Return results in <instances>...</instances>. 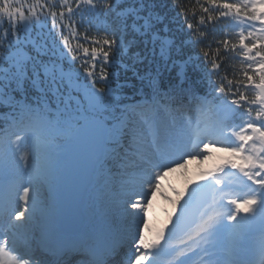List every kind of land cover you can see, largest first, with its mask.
I'll return each instance as SVG.
<instances>
[{"label":"rangeland","instance_id":"1","mask_svg":"<svg viewBox=\"0 0 264 264\" xmlns=\"http://www.w3.org/2000/svg\"><path fill=\"white\" fill-rule=\"evenodd\" d=\"M239 1L236 9L245 10L241 13L247 16L249 28L263 35L264 0ZM92 90L82 88L71 101L76 119L68 116L59 122L60 127L39 124L1 137L0 209H7L0 225L7 224V236L15 241L7 247L0 238V264H20V260L51 264L55 255H36V247L46 248V237L49 246L58 247L64 241L55 224L57 177L65 162L60 152L65 141L74 137L79 116L81 120L90 117L93 108L87 100ZM105 101L100 99L94 114L108 122L113 106L108 102L104 107ZM261 107L262 117L223 126L203 122L192 108L146 114L130 107L117 122L107 123L105 156L85 205L88 225L100 240L93 237L88 246L108 249L117 239L120 243L111 252L120 251L122 264H190L193 256L214 264L239 256L264 264V102ZM230 112L222 107L218 120L227 119ZM124 134L130 139L125 148ZM119 144L123 164L116 175L108 161ZM194 174L210 179L215 194L202 223L178 238L174 235L178 211L184 199H190L189 177ZM43 191L42 196L38 194ZM252 208L260 210L263 221L255 233L248 229L247 213ZM21 248L27 256L18 252Z\"/></svg>","mask_w":264,"mask_h":264},{"label":"trees","instance_id":"2","mask_svg":"<svg viewBox=\"0 0 264 264\" xmlns=\"http://www.w3.org/2000/svg\"><path fill=\"white\" fill-rule=\"evenodd\" d=\"M239 4L0 0V130L21 106L52 123L75 115L70 103L88 86L113 100L111 121L123 103L196 94L209 108L234 107V121L260 115L253 85L264 82V34L248 27Z\"/></svg>","mask_w":264,"mask_h":264},{"label":"water","instance_id":"3","mask_svg":"<svg viewBox=\"0 0 264 264\" xmlns=\"http://www.w3.org/2000/svg\"><path fill=\"white\" fill-rule=\"evenodd\" d=\"M255 87L264 98V86L260 84ZM89 103L92 106L98 104L97 90L90 96ZM106 133L104 121L92 116L78 126L74 140L66 142L67 149L62 155L68 160L60 172L57 188L59 210L57 224L60 232L77 234L87 220L83 206L97 165L103 157ZM213 189L214 186L206 185L197 190L194 200L182 209L178 235L195 225L198 215L211 200ZM250 216L254 224L251 230L255 231L260 224L258 211L252 210Z\"/></svg>","mask_w":264,"mask_h":264},{"label":"bare ground","instance_id":"4","mask_svg":"<svg viewBox=\"0 0 264 264\" xmlns=\"http://www.w3.org/2000/svg\"><path fill=\"white\" fill-rule=\"evenodd\" d=\"M144 137V136H143ZM134 153V152H133ZM135 154V153H134ZM135 156V155H134ZM138 156V155H137ZM138 162H134V163H131V164H135V166H137L138 164H137ZM131 166V165H130ZM129 166V167H130ZM139 169V168H138ZM201 177H203V175H199V174H194V176H192V177H189V181L190 182H192V184H191V186H190V190H189V194H191V196H192V194H193V192H194V190H195V188H197V187H199V186H203L204 184H207V183H210V179H207V180H202L201 179ZM191 196H190V199H191ZM190 199H187V198H185L184 199V201H185V203H187ZM93 204V203H92ZM94 205V204H93ZM94 207H96V205H94ZM4 209H7V207H5ZM202 215H204V213L202 214ZM202 215H201V217H200V220H199V223H198V225H200V223L202 222ZM6 227H7V224L4 222L3 223V226L0 228V238L2 239V241L4 242H6V246L8 247L9 246V244L10 243H13V241H15V239H9L8 237H7V231H6ZM177 243H178V241H177ZM185 252V251H184ZM183 252V253H184ZM179 253H181V251H179ZM192 263H197V259L196 258H194V259H192V261H191ZM21 264H23V263H21ZM200 264H207V263H205V262H203V263H200Z\"/></svg>","mask_w":264,"mask_h":264}]
</instances>
